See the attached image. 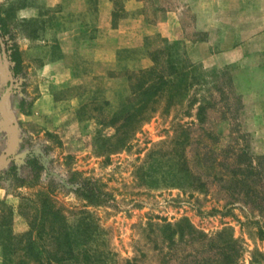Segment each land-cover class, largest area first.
Returning <instances> with one entry per match:
<instances>
[{"label":"rangeland","instance_id":"obj_1","mask_svg":"<svg viewBox=\"0 0 264 264\" xmlns=\"http://www.w3.org/2000/svg\"><path fill=\"white\" fill-rule=\"evenodd\" d=\"M0 18L22 60L12 79L0 59V101L13 84L0 160L21 157L0 169V264H59L65 228L77 259L64 264H218L211 240L223 229L243 242L241 264H259L264 202L232 179L253 164L263 192L264 0H0ZM157 64L203 76L184 100L167 92L138 128L119 114L129 78ZM182 155L205 194L170 182ZM84 181L102 203L82 195ZM169 224L186 237L166 241Z\"/></svg>","mask_w":264,"mask_h":264},{"label":"trees","instance_id":"obj_2","mask_svg":"<svg viewBox=\"0 0 264 264\" xmlns=\"http://www.w3.org/2000/svg\"><path fill=\"white\" fill-rule=\"evenodd\" d=\"M2 23L4 24L5 22L2 18H0V24ZM4 35L5 33L2 31L0 37L6 46L5 51L8 58V63H5L1 44L0 59L2 60L5 70L9 74L10 78L14 79V75H16V72L19 71L22 65V60L18 48L9 47V44L4 40ZM158 54L159 53L156 54L155 60L156 58H159L157 56ZM171 67L172 72L169 76L164 75V73L162 74V72L159 70V64L155 65L151 69L141 71L139 72V74L131 75V77L129 78L131 80V94L124 100L121 111L119 113L121 114V116L125 117V121H129L134 118V120L136 121V126H138V128L141 127L142 123L150 117L151 111L155 109V104H157L160 98H164L167 92L168 94L170 93L171 101L184 100L188 97L191 87H193L198 80H201V77L203 76V73L201 71H198L197 69H187L185 71H181L174 65H172ZM10 84L11 82H8V85L3 89L4 93L8 89ZM196 103L197 100L193 101L192 105ZM200 104L201 105L198 109L199 118L202 115L203 111L206 109L204 103L201 102ZM3 109L4 107H0V117L5 121L6 115L3 113ZM200 119L202 120L203 118ZM179 133L177 132L176 134L178 135ZM178 136L176 137V140L179 138ZM124 137L128 138L129 132H125ZM190 141V135H186V137L183 138V141H181L184 152L187 146L190 144ZM30 157H32V155H26L22 158L28 159ZM18 159L21 160V157ZM18 159L15 158L14 154H9V156L7 157V161L12 162H17ZM182 160V162L177 163L176 159H171L173 165L169 166L168 173L170 182L175 186H187L194 192L205 194L207 192L206 182H204L199 176L195 175L191 170L186 155H182ZM35 163H37V161L35 160L28 161L29 166H31L34 171L36 166ZM246 170L249 171L248 175H246L245 173H240L244 172L245 170H242L241 167H237L235 173L233 174L234 179H232V183L247 188L243 191V195L249 202L263 203L264 187L263 192H259L253 187L252 183L250 182V180L252 179L251 175L255 173V167L253 166V164H249L248 166H246ZM36 172L37 175L38 171ZM239 175H242V177H238ZM243 176L245 177V179H242ZM80 190L82 192V195L88 200L90 204L98 205L102 203L101 198L103 195L102 193L97 192L93 183L84 181L80 187ZM184 222L187 223L190 229V233L192 234V231L195 230L194 227H192L189 224V221H187L186 219L184 220ZM36 228V225H34L28 235V238L32 237V234ZM162 231L164 234V239L170 244H173L175 242V237L177 235H179L181 239H184L186 237V231H184V229L180 227V224L175 227L170 224L166 225ZM258 231L259 239L261 241H264V229L260 228ZM199 235L202 240H206L208 238V236L204 233H201ZM224 235L226 236V238H224ZM211 241H213L212 243H214V246H216L219 250L217 259L218 264H241V259L244 256L245 252L244 244L239 239L234 238V236L231 234L230 229H223V231L217 233L215 235V239ZM33 247L34 245H29L28 250L30 251V249H32ZM57 248L61 252V255L59 257L53 259L57 263L64 264L66 262H70L71 260L77 259V257L74 256V242L72 241L71 234L67 228H65L63 232L58 233ZM255 254L259 258L262 257V259L255 260L254 262L264 264V257L261 255V253L257 252ZM198 264H201V262Z\"/></svg>","mask_w":264,"mask_h":264},{"label":"water","instance_id":"obj_3","mask_svg":"<svg viewBox=\"0 0 264 264\" xmlns=\"http://www.w3.org/2000/svg\"><path fill=\"white\" fill-rule=\"evenodd\" d=\"M0 44H1V47H2V53H3V56H4V60H5V63L7 64L8 63V58H7V55H6V51H5V47H4V44L2 42V40L0 39ZM13 88V84L11 82V85L10 87L7 89L5 95L3 96L2 100L0 101V104L2 105L6 99V97L11 93V90ZM9 123V122H8ZM10 125V124H9ZM10 127L12 128V126L10 125ZM13 136L12 135V139H13ZM10 154V150H8L6 152V154L4 155V157L0 160V169L3 167V165L5 164V162L7 161V157L9 156Z\"/></svg>","mask_w":264,"mask_h":264}]
</instances>
